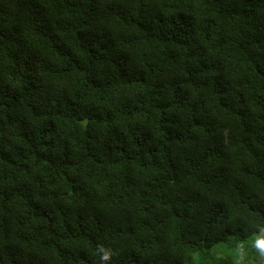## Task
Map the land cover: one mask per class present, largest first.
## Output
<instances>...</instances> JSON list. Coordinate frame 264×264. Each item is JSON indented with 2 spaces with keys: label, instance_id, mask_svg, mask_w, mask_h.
I'll return each mask as SVG.
<instances>
[{
  "label": "trees",
  "instance_id": "obj_1",
  "mask_svg": "<svg viewBox=\"0 0 264 264\" xmlns=\"http://www.w3.org/2000/svg\"><path fill=\"white\" fill-rule=\"evenodd\" d=\"M264 234V0H0V264H240Z\"/></svg>",
  "mask_w": 264,
  "mask_h": 264
},
{
  "label": "rangeland",
  "instance_id": "obj_2",
  "mask_svg": "<svg viewBox=\"0 0 264 264\" xmlns=\"http://www.w3.org/2000/svg\"><path fill=\"white\" fill-rule=\"evenodd\" d=\"M264 234H256L246 241L229 240L227 244H221L214 249L218 256L233 258L240 264H264V257L258 253L255 243Z\"/></svg>",
  "mask_w": 264,
  "mask_h": 264
},
{
  "label": "clouds",
  "instance_id": "obj_3",
  "mask_svg": "<svg viewBox=\"0 0 264 264\" xmlns=\"http://www.w3.org/2000/svg\"><path fill=\"white\" fill-rule=\"evenodd\" d=\"M255 247H256L258 253L260 254V256L264 257V236H262L261 238L257 239V241L255 243ZM97 251L99 253H102V255L100 256V259L103 262V264H109V262L111 261L112 257L115 255L113 250L106 249L103 246H99Z\"/></svg>",
  "mask_w": 264,
  "mask_h": 264
}]
</instances>
